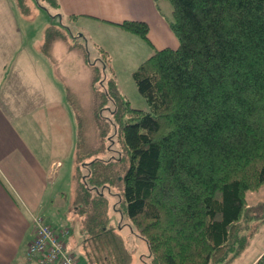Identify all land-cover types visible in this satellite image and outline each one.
<instances>
[{
    "label": "trees",
    "instance_id": "1",
    "mask_svg": "<svg viewBox=\"0 0 264 264\" xmlns=\"http://www.w3.org/2000/svg\"><path fill=\"white\" fill-rule=\"evenodd\" d=\"M39 2L54 17L65 15L60 0ZM171 2L178 46L155 47L133 73L148 110L133 107L114 79L103 78V61H92L87 37L72 38L56 24L45 29V54L65 43L95 68L99 82V103L93 95L89 106H75L74 202L85 236L81 255L73 253L80 264H133L110 222V194L147 241V264L229 263L264 222V201L253 213L247 200V191L264 184V0ZM15 3L31 12L28 0ZM118 24L152 42L148 21ZM253 264H264V251Z\"/></svg>",
    "mask_w": 264,
    "mask_h": 264
},
{
    "label": "rangeland",
    "instance_id": "2",
    "mask_svg": "<svg viewBox=\"0 0 264 264\" xmlns=\"http://www.w3.org/2000/svg\"><path fill=\"white\" fill-rule=\"evenodd\" d=\"M28 1L31 12L24 14L15 0H11V8L0 0V104L11 118L13 130L19 132L43 162H49L52 167L41 209L30 211L31 224L34 215H42L52 224L69 226L71 243H66V249L77 258L73 251L81 255L85 231L74 202L77 168L75 106L79 103L89 106L94 97L97 103L94 83L99 82L95 81V68L86 64L77 50L68 53L65 43H55L53 56L45 54L41 50L45 29L56 24L67 29L72 38L75 35L86 43L87 37L92 61H98L100 66L103 61V78L114 79L119 95L129 100L133 107L148 110V101L139 91L133 73L155 47L178 46L179 39L169 24L173 19V4L171 0H156L159 10L154 16L150 13L151 18H160V13L164 22L152 29L149 34L152 42H149L118 23L85 17L71 20L66 14L56 18L52 14L54 9L50 11L39 0ZM105 102L110 105L108 100ZM109 196L110 222L125 237L134 255L133 264L149 263L147 241L133 231L128 216L116 209L117 195ZM247 200L254 208L253 213L261 211L257 204L264 201V184L257 190L247 191ZM257 223L254 219L252 227ZM66 234L67 230L64 236ZM263 250L264 222L255 228L249 245L239 256L229 263L219 264H252ZM25 264L37 262L27 258Z\"/></svg>",
    "mask_w": 264,
    "mask_h": 264
},
{
    "label": "crops",
    "instance_id": "3",
    "mask_svg": "<svg viewBox=\"0 0 264 264\" xmlns=\"http://www.w3.org/2000/svg\"><path fill=\"white\" fill-rule=\"evenodd\" d=\"M1 1L13 6L11 0ZM157 6L156 0H60V11L78 14V19L114 23L124 19L146 20L150 35L153 28L164 22L160 13V18H151L150 13L154 16L159 10ZM165 46L170 45L162 47ZM7 114L0 104V264H25L34 236L30 211L41 209L52 167L13 130ZM67 242L71 243L69 237Z\"/></svg>",
    "mask_w": 264,
    "mask_h": 264
},
{
    "label": "built area",
    "instance_id": "4",
    "mask_svg": "<svg viewBox=\"0 0 264 264\" xmlns=\"http://www.w3.org/2000/svg\"><path fill=\"white\" fill-rule=\"evenodd\" d=\"M33 239L27 250V258L34 259L40 264L61 263L80 264L79 259L67 252L65 232L68 229L46 222L42 215L33 216Z\"/></svg>",
    "mask_w": 264,
    "mask_h": 264
}]
</instances>
